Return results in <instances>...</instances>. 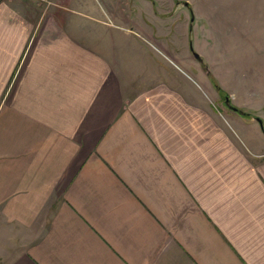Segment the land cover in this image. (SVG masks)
Segmentation results:
<instances>
[{
    "label": "crops",
    "instance_id": "1",
    "mask_svg": "<svg viewBox=\"0 0 264 264\" xmlns=\"http://www.w3.org/2000/svg\"><path fill=\"white\" fill-rule=\"evenodd\" d=\"M93 1L0 0V264H264V154L149 49L162 4Z\"/></svg>",
    "mask_w": 264,
    "mask_h": 264
},
{
    "label": "rangeland",
    "instance_id": "2",
    "mask_svg": "<svg viewBox=\"0 0 264 264\" xmlns=\"http://www.w3.org/2000/svg\"><path fill=\"white\" fill-rule=\"evenodd\" d=\"M155 1L162 4L165 23L171 28L160 38L163 46L149 43V49L169 68L202 87L213 108L234 122L233 128L244 138L237 147L242 146L245 156L250 154L248 148L264 154V133L255 119H261L264 129V0ZM173 2L178 8L169 19ZM185 24L193 27L189 40L201 61L188 51L182 34L176 35L175 29ZM174 37L176 43H172ZM179 38L182 43L176 47ZM226 99L239 111L228 108Z\"/></svg>",
    "mask_w": 264,
    "mask_h": 264
},
{
    "label": "water",
    "instance_id": "3",
    "mask_svg": "<svg viewBox=\"0 0 264 264\" xmlns=\"http://www.w3.org/2000/svg\"><path fill=\"white\" fill-rule=\"evenodd\" d=\"M184 4L187 5V3H184ZM192 20H193V18H192ZM191 50H193L192 47H191ZM193 54H194V57H195L196 59H198L199 61H201L200 58H199V55H198L196 52H193ZM228 100H229V99H228ZM230 108H231L233 111H237V109L234 108V107H231V106H230ZM256 120H257L258 123L260 124L261 129L263 130V123H262L261 119L256 118Z\"/></svg>",
    "mask_w": 264,
    "mask_h": 264
},
{
    "label": "trees",
    "instance_id": "4",
    "mask_svg": "<svg viewBox=\"0 0 264 264\" xmlns=\"http://www.w3.org/2000/svg\"><path fill=\"white\" fill-rule=\"evenodd\" d=\"M205 68V67H204ZM206 70H207V68H205ZM217 89H219L217 86H215ZM237 111H239V110H237ZM241 112V115L243 116L244 114H243V112L242 111H240ZM239 112V113H240ZM264 130V129H263Z\"/></svg>",
    "mask_w": 264,
    "mask_h": 264
},
{
    "label": "flooded vegetation",
    "instance_id": "5",
    "mask_svg": "<svg viewBox=\"0 0 264 264\" xmlns=\"http://www.w3.org/2000/svg\"><path fill=\"white\" fill-rule=\"evenodd\" d=\"M225 103L229 107V101L227 99L225 100Z\"/></svg>",
    "mask_w": 264,
    "mask_h": 264
}]
</instances>
